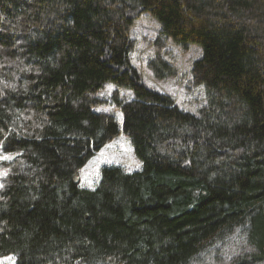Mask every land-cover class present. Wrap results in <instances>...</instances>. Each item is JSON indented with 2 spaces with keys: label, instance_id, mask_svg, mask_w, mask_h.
I'll list each match as a JSON object with an SVG mask.
<instances>
[{
  "label": "trees",
  "instance_id": "16d2710c",
  "mask_svg": "<svg viewBox=\"0 0 264 264\" xmlns=\"http://www.w3.org/2000/svg\"><path fill=\"white\" fill-rule=\"evenodd\" d=\"M144 13L201 47L198 115L132 64ZM110 82L134 92L119 106L143 167L104 166L88 189L80 169L120 133L92 108ZM0 142L17 154L0 189L15 264H196L236 233L230 264H264V0H0Z\"/></svg>",
  "mask_w": 264,
  "mask_h": 264
},
{
  "label": "rangeland",
  "instance_id": "374dc122",
  "mask_svg": "<svg viewBox=\"0 0 264 264\" xmlns=\"http://www.w3.org/2000/svg\"><path fill=\"white\" fill-rule=\"evenodd\" d=\"M161 29V23L150 13H144L134 21L130 32L131 39L135 40L132 64L149 87L172 95L181 109L198 115L202 104L206 103V91L204 85L194 83L191 70L200 58L202 49L194 43L184 49L171 38H165ZM159 57L165 59L171 68H166L162 64L151 68L150 62L156 61ZM168 70H174L173 74L166 73ZM126 96L133 98L134 92L130 88L111 82L97 93L99 101L92 106L93 110L115 114L120 133L96 151L80 169L78 179L84 188L94 189L98 185L104 166H120L130 173L139 171L143 167L131 139L122 129L123 113L119 100ZM16 157L15 153H5L0 142V189L4 186V178L10 172V168L4 163L13 162ZM241 243L242 237L236 233L229 238L225 246L218 245L196 264H230ZM0 264H15V257L0 256Z\"/></svg>",
  "mask_w": 264,
  "mask_h": 264
}]
</instances>
